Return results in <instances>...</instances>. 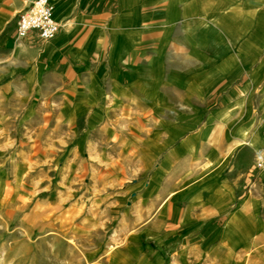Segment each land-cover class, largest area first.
<instances>
[{
	"label": "crops",
	"instance_id": "0c3cea01",
	"mask_svg": "<svg viewBox=\"0 0 264 264\" xmlns=\"http://www.w3.org/2000/svg\"><path fill=\"white\" fill-rule=\"evenodd\" d=\"M33 1L0 0V90L59 108L48 145L143 174L137 217L158 225L133 240L163 264H264V0H53L58 35L19 39Z\"/></svg>",
	"mask_w": 264,
	"mask_h": 264
},
{
	"label": "rangeland",
	"instance_id": "374dc122",
	"mask_svg": "<svg viewBox=\"0 0 264 264\" xmlns=\"http://www.w3.org/2000/svg\"><path fill=\"white\" fill-rule=\"evenodd\" d=\"M20 96L0 90V264H110L111 258L121 264L119 249L137 257L128 264H163L156 242L133 240L138 227L158 225L137 217L143 174L125 172L123 180L113 181L110 172L93 169L95 155L73 152L74 139L57 148L48 145L59 141L46 137L63 126L59 108L40 106L36 93L28 103ZM157 192L152 186L146 200L154 203ZM45 202L54 209L40 222L39 204ZM173 253L164 252L166 263ZM172 264L193 263L182 251Z\"/></svg>",
	"mask_w": 264,
	"mask_h": 264
},
{
	"label": "built area",
	"instance_id": "2783aa9c",
	"mask_svg": "<svg viewBox=\"0 0 264 264\" xmlns=\"http://www.w3.org/2000/svg\"><path fill=\"white\" fill-rule=\"evenodd\" d=\"M32 30H38L44 40L55 38L61 30V24L55 18L53 0H34L30 6L19 14L17 36L25 38ZM258 168H264V152L256 158Z\"/></svg>",
	"mask_w": 264,
	"mask_h": 264
},
{
	"label": "bare ground",
	"instance_id": "6f19581e",
	"mask_svg": "<svg viewBox=\"0 0 264 264\" xmlns=\"http://www.w3.org/2000/svg\"><path fill=\"white\" fill-rule=\"evenodd\" d=\"M64 207V206H63ZM52 209H54V207H52V204L50 202H45L43 204H39V211H38V217L40 222L42 221V219H44V215H48L47 213H49ZM49 216V215H48ZM47 216V218H48ZM25 223V222H24ZM147 223V222H146ZM75 244V243H74ZM71 246V245H70ZM121 254V255H120ZM126 254L124 249H119L116 253L115 256H122V260L123 261L121 264H128L129 260L133 261L135 259H137V257L135 255H123ZM143 256V255H142ZM153 256V255H152ZM149 258V257H148ZM176 263V262H175ZM110 264H118L115 262V259L110 260ZM133 264H137V263H133ZM147 264H151L150 262H148Z\"/></svg>",
	"mask_w": 264,
	"mask_h": 264
}]
</instances>
